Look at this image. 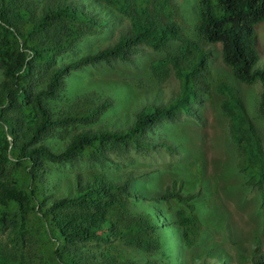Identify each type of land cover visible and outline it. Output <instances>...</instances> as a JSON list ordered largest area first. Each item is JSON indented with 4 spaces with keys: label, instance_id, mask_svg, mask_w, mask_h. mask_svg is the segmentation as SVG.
Wrapping results in <instances>:
<instances>
[{
    "label": "trees",
    "instance_id": "obj_1",
    "mask_svg": "<svg viewBox=\"0 0 264 264\" xmlns=\"http://www.w3.org/2000/svg\"><path fill=\"white\" fill-rule=\"evenodd\" d=\"M181 8L194 10L197 40L176 20ZM262 22L264 0H0V264H172L180 237V264H209L231 224L208 209L207 192H190L209 182L204 160L171 164L176 146L156 129L196 116L212 44L237 82L261 84L264 116L255 39ZM106 33L116 42L87 47ZM142 48L165 56L144 61ZM102 62L110 66L103 73L120 79H90L79 94L66 89V76ZM117 62L143 74L123 82L130 79ZM172 75L181 85L172 103H146L130 126L107 127L111 113L131 105V84L137 97ZM226 90L231 178L242 172L258 191L253 214L264 220L263 145L243 102ZM110 164L120 173L108 172ZM164 174L162 191L152 181ZM147 177L151 191L141 186ZM260 238L256 248L239 247V264H264Z\"/></svg>",
    "mask_w": 264,
    "mask_h": 264
},
{
    "label": "rangeland",
    "instance_id": "obj_2",
    "mask_svg": "<svg viewBox=\"0 0 264 264\" xmlns=\"http://www.w3.org/2000/svg\"><path fill=\"white\" fill-rule=\"evenodd\" d=\"M176 20L181 24H188L191 28L187 31V34L197 40V32L195 30L196 18L192 8H181L178 12ZM256 33V50L259 55L258 68H264V22L260 23L255 28ZM113 33V32H112ZM103 34L98 37L88 38L86 41L87 47L95 48L101 44H108L110 42L115 43L118 39L116 34L114 38H111V34ZM208 49L212 52V56L209 60L208 70L206 71V78H209L210 83H207L206 91L202 96L201 102L195 103L192 106L194 115L183 114L176 121H168L162 123L156 133L163 137L170 139L169 143L176 146L177 154L172 158V163L185 160L192 162L196 157L203 159L205 167L207 169L206 179L209 182L205 184H195L190 190L191 193H195L200 187L205 188L209 193L207 196L214 204H224L233 214L236 215L238 220L243 225L244 239L247 246H253L256 248V242L253 240V235H261V243L264 250V220L253 214L255 206L258 203L253 204L252 198L259 196L258 191L247 195V188L242 180L241 173H239V181L231 178V171L233 159L235 158L234 152L231 153L232 141L230 138V128L228 119L222 115V104L227 101V87H230L236 94L238 101H242L244 104V110L252 120L256 131L259 133L263 149H264V116L260 112V96L262 93V86L260 83L254 85H245L237 82L232 76L231 70L222 61V46L220 44L207 45ZM177 48V47H176ZM175 48V49H176ZM139 56L147 62L162 58L164 53L155 54L148 49L142 48ZM148 57V58H146ZM116 72H127L128 78L131 81L134 78L140 77L141 71L131 68L129 65L121 64L120 62L114 63ZM110 68L107 62H102L100 65L92 67L91 65L82 67L75 73L66 76L65 87L68 91L79 94L82 90L86 89L90 85V79L92 80H112V78H119V75H109L103 73ZM112 81L106 82V86H111ZM80 87V88H79ZM133 84L130 85V94L132 98L129 100L131 105L125 109L118 111L109 117V121L105 122L107 127L123 128L128 127L130 123L134 121V117L139 109L146 105V103L156 102L159 105L166 106L172 103L181 92L180 82L172 75V77L162 83H158L155 89H149L137 97L134 96L135 91L132 89ZM108 93L112 95V87L107 89ZM118 93V92H115ZM114 98V93L113 97ZM116 102V100H115ZM174 122V123H173ZM128 125V126H127ZM175 132H180L184 139ZM178 145L181 149L178 148ZM186 150V154L181 156L180 150ZM157 157V156H156ZM123 160H128L126 157ZM181 159V160H180ZM199 161V160H198ZM202 161H200V165ZM194 169V168H193ZM106 170L111 171L112 174L120 173V166L108 165ZM194 171V170H193ZM152 177L144 179V183L141 184L145 191H151ZM166 174L163 178H159L156 181H152L155 187H162V191L166 185ZM229 185H233L230 188ZM237 190L240 196H232L231 191ZM258 198L253 199L256 200ZM143 203V202H142ZM230 253H237V248L233 250L228 246ZM249 251V250H248ZM236 255L235 257H237ZM215 263H219L215 260Z\"/></svg>",
    "mask_w": 264,
    "mask_h": 264
},
{
    "label": "clouds",
    "instance_id": "obj_3",
    "mask_svg": "<svg viewBox=\"0 0 264 264\" xmlns=\"http://www.w3.org/2000/svg\"><path fill=\"white\" fill-rule=\"evenodd\" d=\"M236 180L239 181V178H236ZM245 186L247 187V188H245L246 192H247L246 194L247 195L252 194V190L250 189V187L248 185H245ZM200 189H202L206 192L205 188H202V187H200L199 189H197L194 192H198ZM207 194H209V193H207ZM232 196H240V194L237 192V190H235L234 194L230 195V197H232ZM203 197L205 199V203H206L209 210L215 211L216 214H220V215L226 217L227 223L231 224L230 228H228L220 236V240H219L218 245L216 247L215 254L212 257V259L210 260L209 264H239L238 256L237 257H235V256L240 253L239 247L242 244H245V239H244V233L245 232L242 230L244 228L243 225L238 220L236 215L231 212L229 207L224 205V207L226 209V210H224L219 204L215 205L214 203H212L213 201H211L207 196H203ZM254 197L252 198V201H253ZM215 234L218 235L217 233H215ZM255 236L256 235H253L254 241H255ZM176 238H177V240H179V236L177 233H176ZM169 240L171 242L174 241L173 239H169ZM180 244H181V237H180V242L178 241L176 243V249L174 251V262H172V264H180L179 263V256L180 255H181V260L183 262L182 253L180 252ZM228 246H230L233 250L236 247L237 253L236 252L230 253L228 251ZM246 247H247V245H246ZM176 256H178V258ZM227 256H229V258H228V260H225V258ZM215 260H217L219 263H215Z\"/></svg>",
    "mask_w": 264,
    "mask_h": 264
}]
</instances>
